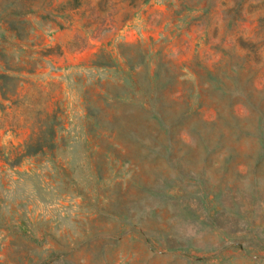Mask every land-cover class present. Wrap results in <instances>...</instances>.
I'll list each match as a JSON object with an SVG mask.
<instances>
[{"label":"rangeland","instance_id":"374dc122","mask_svg":"<svg viewBox=\"0 0 264 264\" xmlns=\"http://www.w3.org/2000/svg\"><path fill=\"white\" fill-rule=\"evenodd\" d=\"M0 264H264V0H0Z\"/></svg>","mask_w":264,"mask_h":264}]
</instances>
